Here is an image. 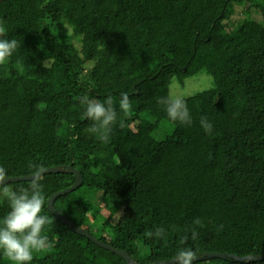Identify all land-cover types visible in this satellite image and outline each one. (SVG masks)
<instances>
[{
	"label": "trees",
	"instance_id": "1",
	"mask_svg": "<svg viewBox=\"0 0 264 264\" xmlns=\"http://www.w3.org/2000/svg\"><path fill=\"white\" fill-rule=\"evenodd\" d=\"M236 5L245 7L239 20ZM0 25V38L19 42L0 66L7 178L30 176L32 162L73 166L83 185L60 197L56 210L138 264L174 259L185 235L197 256L264 255V0H0ZM201 73L213 87L187 98L192 126L171 122L158 99L174 80L183 85ZM121 92L132 108L102 143L87 131L80 98L118 99ZM204 115L214 124L210 135L199 123ZM76 181L68 173L42 178L48 200ZM104 210L126 214L114 221ZM7 211L0 195V217ZM45 214L54 247L33 264H127L73 232L48 205ZM157 227L167 229L166 238L149 235ZM0 264L11 262L0 257Z\"/></svg>",
	"mask_w": 264,
	"mask_h": 264
},
{
	"label": "clouds",
	"instance_id": "2",
	"mask_svg": "<svg viewBox=\"0 0 264 264\" xmlns=\"http://www.w3.org/2000/svg\"><path fill=\"white\" fill-rule=\"evenodd\" d=\"M6 31L0 25V34ZM68 43L71 41L68 39ZM19 47L15 38H0V66H6ZM83 106V117L90 122L87 131L98 136L102 143H110L114 127L120 114L127 115L132 104L127 92H121L115 99L109 95L105 99L91 98L84 94L80 98ZM163 106L168 119L183 126H192L193 118L188 106L186 95L182 92L169 90L166 96L158 99ZM200 126L205 134L214 132V124L208 116L200 118ZM123 128L124 121L119 122ZM28 174L32 178L29 186L21 189H12L5 185L9 170L0 166V195L7 202L8 211L0 217V257L6 258L11 264H33L34 258L40 253L47 252L54 247V241L48 234V226L53 223L52 218L45 214L46 205L50 204L42 178L47 172L45 165L32 162L28 164ZM194 225H200L201 220L195 219ZM150 236L164 239L167 236L165 227H157L149 232ZM198 236L195 227L191 229V239ZM185 235L180 246L174 253L173 264H194L197 259V250L186 246ZM160 264H169L162 260Z\"/></svg>",
	"mask_w": 264,
	"mask_h": 264
},
{
	"label": "water",
	"instance_id": "3",
	"mask_svg": "<svg viewBox=\"0 0 264 264\" xmlns=\"http://www.w3.org/2000/svg\"><path fill=\"white\" fill-rule=\"evenodd\" d=\"M64 173L73 174L76 177L77 181L73 187L66 189L64 191L58 192V193L54 194L49 199L50 204H48V209L50 210V212L53 213L54 215H56L64 225L71 228L73 230V232H76L80 235L88 237V239H91L95 244H97L101 248L109 250V251L119 255L120 257H122L127 262V264H138L135 262V260L127 252L118 250L111 245H108L102 241H99L98 239H95V237L93 235H91L87 230L78 227L75 223H73L71 220L67 219L65 216H63L62 214H60L56 210L55 202L60 197L66 196L67 194H69L71 192L73 193V191L77 190L78 188H80L83 185V177H82L81 173L78 170L74 169L73 166L72 167L69 166L67 168H64L61 166L48 168L45 175L64 174ZM25 181H32L31 176L7 178V180L5 181V185L10 184V183L25 182ZM215 258L223 259V260L232 259V260H235V261H238L241 263H245V262L251 263V262H257V261H264V255H262V256L251 255L248 257H239L236 255H231V254L207 253L204 256H197V259L194 261V264H197L198 262L208 261V260L215 259ZM168 262H169V264H173L174 259L169 260ZM155 264H160V263H155Z\"/></svg>",
	"mask_w": 264,
	"mask_h": 264
},
{
	"label": "rangeland",
	"instance_id": "4",
	"mask_svg": "<svg viewBox=\"0 0 264 264\" xmlns=\"http://www.w3.org/2000/svg\"><path fill=\"white\" fill-rule=\"evenodd\" d=\"M244 12H245L244 6L236 5V10H235V14L233 18L235 20H239L243 18ZM253 16L258 20H262V17L256 14L255 11H253ZM66 27L68 29L67 30L68 35L73 37V41H74L73 47H75L80 53H83V47H81L82 44L80 42V38L76 35V29L70 24H67ZM212 83H213V78L211 76H209L207 73H201L194 77L188 78L183 83V85L179 84L178 80H174L173 83H171L172 84L171 90L176 91V92H182L186 95V98H189L199 92L212 88L213 87ZM239 104H242V103L239 102ZM103 213L106 216L114 217L113 218L114 221H117L118 219L125 216L126 214L125 210L119 211L116 215L115 213L108 211V210H104Z\"/></svg>",
	"mask_w": 264,
	"mask_h": 264
}]
</instances>
